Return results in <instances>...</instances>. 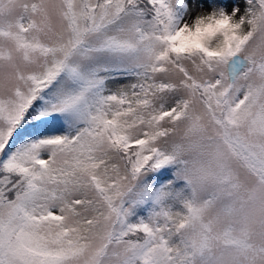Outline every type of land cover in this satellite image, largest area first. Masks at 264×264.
Masks as SVG:
<instances>
[{
	"label": "snow or ice",
	"instance_id": "1",
	"mask_svg": "<svg viewBox=\"0 0 264 264\" xmlns=\"http://www.w3.org/2000/svg\"><path fill=\"white\" fill-rule=\"evenodd\" d=\"M0 264H264V0H0Z\"/></svg>",
	"mask_w": 264,
	"mask_h": 264
}]
</instances>
